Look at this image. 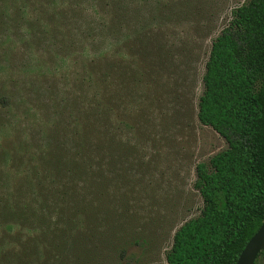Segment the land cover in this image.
I'll list each match as a JSON object with an SVG mask.
<instances>
[{
	"label": "trees",
	"instance_id": "1",
	"mask_svg": "<svg viewBox=\"0 0 264 264\" xmlns=\"http://www.w3.org/2000/svg\"><path fill=\"white\" fill-rule=\"evenodd\" d=\"M0 2L8 43L21 25L35 36L39 59L23 72L51 81L53 96L39 159L0 179V264H124L130 247L173 231L183 218L163 215L159 197L174 184L167 146L187 130L194 142L197 125L227 149L194 165L203 207L166 261L237 264L264 222V0L224 27L222 0ZM189 196L166 210L191 211Z\"/></svg>",
	"mask_w": 264,
	"mask_h": 264
},
{
	"label": "rangeland",
	"instance_id": "2",
	"mask_svg": "<svg viewBox=\"0 0 264 264\" xmlns=\"http://www.w3.org/2000/svg\"><path fill=\"white\" fill-rule=\"evenodd\" d=\"M223 1L227 2V11L223 13V19L221 18L218 26L223 25L224 27L231 18L232 10L249 0ZM1 5L0 2V7ZM33 15H36V12ZM32 17L30 15L29 18ZM3 29L4 26L0 24V43L6 45L0 47V79L11 81L8 87L12 89L8 90L13 106L10 111L0 107V179L8 173L16 175L17 172H19L17 178L20 179L24 176L21 172L27 170L26 166L31 164L30 160L39 159L40 151L44 149L43 146L46 143L45 140L53 131V96L50 88L51 81L43 82L35 78L38 77L37 75H26L23 72L27 64L35 63L39 59L35 51V36L29 35L27 26L21 25L18 30L12 31V43H8L7 32ZM221 29L215 35H218ZM9 45L13 47L12 50L9 49ZM208 47L207 45V49ZM207 49L205 48L206 52H208ZM45 61H50V59L46 58ZM201 93L202 86L200 85L199 95ZM195 129L194 142L187 130L176 142L171 143L175 144L174 149L167 146L169 158L166 164V177L169 180L174 178V184L173 187L165 184L164 192L159 196L166 206L162 214H170V221L177 220L179 216L183 220L173 231H165L162 237H157L159 234L149 236L145 246L130 247L128 259L124 264H167L166 253L171 248L177 229L183 223L200 215L203 207L202 199L192 190L196 178L194 165L201 162L208 164L214 155L227 149V143L211 128L197 125ZM191 154H193V159ZM34 165L39 166V161L34 162ZM186 189L190 191V202L186 206L191 207V211L187 213L178 209L173 212L172 210L167 211L166 209H173L175 206L172 197L176 198L180 191H186ZM169 192L174 196L171 197ZM155 213L156 211H153V215ZM263 263L264 259L257 260V264Z\"/></svg>",
	"mask_w": 264,
	"mask_h": 264
},
{
	"label": "water",
	"instance_id": "3",
	"mask_svg": "<svg viewBox=\"0 0 264 264\" xmlns=\"http://www.w3.org/2000/svg\"><path fill=\"white\" fill-rule=\"evenodd\" d=\"M262 252H264V222L241 253L237 264H255Z\"/></svg>",
	"mask_w": 264,
	"mask_h": 264
}]
</instances>
